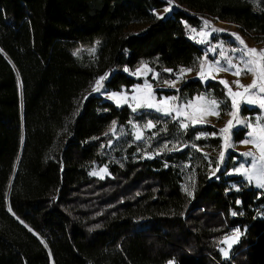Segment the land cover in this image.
<instances>
[{"label":"trees","instance_id":"trees-1","mask_svg":"<svg viewBox=\"0 0 264 264\" xmlns=\"http://www.w3.org/2000/svg\"><path fill=\"white\" fill-rule=\"evenodd\" d=\"M173 2L171 14L153 13ZM202 14L264 39V0H0V264H264V189L243 186L241 175L199 172L190 196L159 158L88 174L104 162L99 143L111 121L163 118L87 96L88 87L108 72V90L128 87L138 79L122 68L142 60L156 69L192 66L203 49L185 22L198 26ZM141 21L142 31H128ZM207 89L224 97L217 81L191 79L180 92ZM206 128L193 126L184 139ZM231 181L241 182L238 191ZM235 225L243 234L223 258L217 240Z\"/></svg>","mask_w":264,"mask_h":264},{"label":"rangeland","instance_id":"rangeland-1","mask_svg":"<svg viewBox=\"0 0 264 264\" xmlns=\"http://www.w3.org/2000/svg\"><path fill=\"white\" fill-rule=\"evenodd\" d=\"M178 7V4L173 2L162 8L153 9V13L156 16L169 15L173 10ZM204 21H208V25L205 26ZM185 22V21H184ZM147 26V22H133L129 27L130 32H140ZM187 35L189 39L201 46L203 54L196 60L192 66H179L176 70L171 68L156 69L149 64L146 60L138 62L132 68L123 67L122 70L127 74L138 79L134 84L126 87L122 86L119 90H108L105 86V80L110 76L109 72L107 78L102 82L103 88L99 92H94L93 88L96 81L105 74H99L94 79L92 84L88 87L86 95L98 94L104 99L113 101L117 106L127 105L130 107L133 113H139L143 110L156 109L141 107L133 111L136 107V101L133 96L142 97L148 92V89L144 87L145 82L152 86V93L156 101H160L165 97H178L174 102L175 105H184L189 100H195L199 96H204L208 100L215 99L219 103L218 109L219 115H205L203 116L204 123L193 124L187 117L193 116L194 118H201V114L194 113L192 109H184L187 115H182L177 119H173L175 113L172 116L165 115L163 112H158L163 115L158 123H154L152 120H145L140 122L135 119H130L124 124H119L117 121H111L106 129L101 134V140L99 143V153L104 162H92L88 174L103 178L105 176H111L109 171V164L113 162L123 163L127 159H141V158H159L165 162V165H172L180 180L181 186L190 196L193 195L195 188L196 175L199 172H204L208 177L218 178L221 173L224 172V176L227 175H241L243 186L260 187L255 179L249 182L247 176L244 174V169H252L253 175L258 172L259 165L257 164L253 168V158L245 156L244 153L248 151L256 152L257 150L252 144H245L243 141L249 139L247 132L251 129L245 127L244 124L236 125L230 132L229 138L225 140V134L220 132V129L224 128L229 119H233L229 115L233 111L231 106V97L228 95V89L231 88L233 92H244V88L238 87L235 83L239 80L242 85H249L252 83L253 75L250 73H244L240 76L233 74L235 69L230 71H223L222 69L228 67V60H231L234 65H238L240 68L244 67L243 62L240 59V52L234 51L240 49L239 41L232 35L237 34L249 48H256L258 50L264 49V39L260 42H255L251 35L243 33L236 23L219 19L213 15H201L198 26H193L185 22ZM195 29V31H193ZM213 29H221L223 31H213ZM203 41V42H201ZM95 49L91 46L87 49L89 55L94 52L89 51ZM147 65V69L143 66ZM140 69V72L137 70ZM165 69H171V72L165 71ZM181 69H191L190 72L182 74L181 79H177L181 76ZM203 69L204 77H201L199 73ZM150 70V71H149ZM133 73H136L133 75ZM211 73V75H209ZM158 74V75H157ZM191 79H199L202 84H206L209 81H217L224 91V97L218 98L214 95L212 90L207 89L201 92H197L191 96H185L181 94L180 87L183 83H186ZM227 81V86L220 81ZM166 82H174L175 87H169ZM112 93H120L121 96L113 99ZM126 94L127 103L123 102V96ZM239 100L240 98L237 97ZM120 100V103H117ZM237 117L245 123H255L257 117H264V109L259 108L258 105L241 104L240 111ZM151 121L154 127H145L148 122ZM115 122V123H114ZM181 123L188 124V128L181 126ZM235 124V120H234ZM193 126L209 127L203 130L197 131L189 139H184L185 133ZM170 128V129H169ZM172 128V130H171ZM243 128V138L236 140L234 132ZM213 133L215 135H213ZM140 137L137 139V137ZM219 137V144H213L211 139ZM186 138V137H185ZM203 140V143L200 142ZM185 140V141H184ZM187 151V159L183 161H167L162 156L171 152ZM258 155V153H257ZM203 168L205 170H203ZM240 170V171H238ZM93 173H96L95 175ZM239 181H231L229 183V190L238 191L240 189ZM239 201V200H237ZM239 229V239L232 243L236 230ZM243 231L237 226H231L227 233L221 235L217 240L218 248L223 258H230L234 254L235 247L240 242V237ZM228 242H225V239ZM231 244V247H229ZM225 252L227 255H225Z\"/></svg>","mask_w":264,"mask_h":264},{"label":"snow or ice","instance_id":"snow-or-ice-1","mask_svg":"<svg viewBox=\"0 0 264 264\" xmlns=\"http://www.w3.org/2000/svg\"><path fill=\"white\" fill-rule=\"evenodd\" d=\"M208 21H204L205 26L208 25ZM195 31V29H193ZM213 31H223L221 29H213ZM236 40L239 41L240 45L242 47L240 49H236L234 51L240 52V59L244 64L243 68H240L238 65H234L231 60H228V67L222 69L223 71H230L232 69H235L233 72L234 75L240 76L244 73H250L253 75L252 83L249 85H242L240 84L239 80L234 81L238 87L244 88V92H233L231 88L228 89V95L232 98L231 99V106L233 111L229 113L233 119H229L227 121V124L224 128L220 129L221 133L225 134V140L229 138V135L231 130L236 125L244 124L246 128L251 129L247 132V136L249 139H245L243 143L245 144H252L256 152L248 151L244 153L245 156L252 157L253 158V168L256 167V165H259L258 172L253 175L252 169H244L243 172L247 176L249 182H251L253 179H255L256 183L260 187H264V117H257L255 120V123H245L244 121L240 120L237 117L238 112L240 111L241 104H248V105H258L259 108L264 109V49H256V48H249L243 39H241L237 34H232ZM203 42V41H201ZM99 43V42H97ZM89 51L95 52V49H90ZM79 52V49L77 52L73 53L74 55H77ZM145 69H147V65L143 66ZM127 71V69H125ZM141 70L138 69L137 72H140ZM150 71V70H149ZM165 71L171 72V69H165ZM181 76H178L177 79L182 78V74L185 72H190L191 69H181ZM136 73H133L135 75ZM158 75V74H157ZM201 77H204V71L203 69L199 73ZM211 75V73H209ZM107 78V74L105 76H101L97 81L93 88L94 92H99L101 88H103V81ZM221 83L225 84L227 86V81H220ZM169 84V87H175L174 82H166ZM144 87L148 89V92L145 96L137 97L133 96V100L136 101V107L133 108V111H136L137 108L146 107L149 109H156L158 112H163L165 115L172 116L173 113H175V116H172L173 119H177L178 117L182 115H187V113L184 111V109H192L194 113L198 112L201 114V118H194L193 116H188L187 118L191 120L193 124H199L204 123L203 116L205 115H219V112L216 110L219 107L218 101L215 99L208 100L204 96L197 97L194 101L189 100L186 104L180 106L175 105L171 102H174L178 99V97H165L160 101H156L155 97L152 93V86L145 82ZM118 96H121L120 93H112L111 98L115 99ZM237 97L240 99L238 100ZM120 100H117V103H120ZM123 102L127 103V97L126 94L123 96ZM235 120V124H234ZM115 123V122H114ZM181 126L184 128H188V124L181 123ZM145 127H154L151 121L148 122V124ZM213 135H215L213 133ZM140 137L138 136L137 139ZM258 153V155H257ZM240 171V170H238ZM94 175L96 173H93ZM239 203V201H237ZM233 215H236V213H232ZM239 229L236 230L234 234V238L232 239V243H235L239 239ZM225 242H228V239H225ZM229 247H231V244H229ZM225 255L227 253L225 252ZM169 264H172V262H169Z\"/></svg>","mask_w":264,"mask_h":264}]
</instances>
